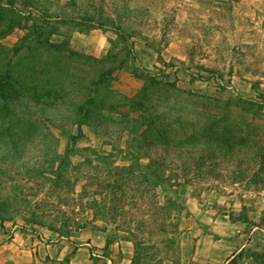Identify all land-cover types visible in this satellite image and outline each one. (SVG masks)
Here are the masks:
<instances>
[{
	"label": "rangeland",
	"instance_id": "374dc122",
	"mask_svg": "<svg viewBox=\"0 0 264 264\" xmlns=\"http://www.w3.org/2000/svg\"><path fill=\"white\" fill-rule=\"evenodd\" d=\"M27 239L264 264V0H0L2 264Z\"/></svg>",
	"mask_w": 264,
	"mask_h": 264
},
{
	"label": "crops",
	"instance_id": "0c3cea01",
	"mask_svg": "<svg viewBox=\"0 0 264 264\" xmlns=\"http://www.w3.org/2000/svg\"><path fill=\"white\" fill-rule=\"evenodd\" d=\"M102 30L103 29L99 28L98 30H95V32L98 33V31H101V33H103ZM93 32H91V33H93ZM82 36L83 37L85 36V38L88 37V35H86V34H82ZM102 42H104V41H102ZM91 54L94 55L97 58H99L100 55L103 56L102 55L103 54L102 51H99L98 48H92ZM52 241H54V240H52ZM25 244L26 245L24 247V251L22 250L23 253L19 251L20 253L18 255V260L14 264H37L38 262H40V259H38L39 257L37 256V253H34V251H36L38 249L40 250L41 247H37V248L34 249V245L37 244V243H35L33 240H28V239L26 240ZM0 264H2L1 261H0Z\"/></svg>",
	"mask_w": 264,
	"mask_h": 264
},
{
	"label": "trees",
	"instance_id": "16d2710c",
	"mask_svg": "<svg viewBox=\"0 0 264 264\" xmlns=\"http://www.w3.org/2000/svg\"><path fill=\"white\" fill-rule=\"evenodd\" d=\"M135 59H137V56H135ZM161 184L160 185H163V184H166V182L165 181H162V182H160ZM168 185L169 186H179L180 184H173V183H168ZM232 219V218H231Z\"/></svg>",
	"mask_w": 264,
	"mask_h": 264
}]
</instances>
